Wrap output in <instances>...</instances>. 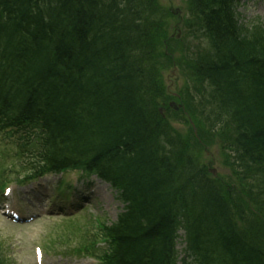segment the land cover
<instances>
[{
  "label": "trees",
  "instance_id": "trees-1",
  "mask_svg": "<svg viewBox=\"0 0 264 264\" xmlns=\"http://www.w3.org/2000/svg\"><path fill=\"white\" fill-rule=\"evenodd\" d=\"M187 1L206 53L182 100L241 190L211 178L158 111L156 0H0V133L27 178L81 169L117 190L103 264H174L179 228L185 264H264V26L241 25L239 0Z\"/></svg>",
  "mask_w": 264,
  "mask_h": 264
},
{
  "label": "rangeland",
  "instance_id": "rangeland-1",
  "mask_svg": "<svg viewBox=\"0 0 264 264\" xmlns=\"http://www.w3.org/2000/svg\"><path fill=\"white\" fill-rule=\"evenodd\" d=\"M155 4L156 9L151 19L159 24V32L162 38L164 36L160 40L163 56L158 63L162 67L160 73H162L166 97L158 104V107L163 108L160 114L177 134L196 145L197 157L210 176L235 182L234 170L228 163L227 154L222 152L220 143H217L216 136L207 135L205 138L199 135L198 129L192 126L196 122L194 114L182 100L185 88L191 83V78H194L191 66L197 57L206 53L205 41L196 29L188 1L156 0ZM235 13L241 25L261 23L264 26V0H249L244 4L241 2L236 6ZM171 104L175 105L176 109L172 108ZM193 137L198 138L195 139L200 142L199 146ZM1 159L5 160L4 163ZM2 165L15 166V156L14 148L0 140V168ZM53 180L49 179L48 183ZM101 185L104 186L103 183L99 184ZM94 187L91 189L92 192H89L93 199L90 203V205L93 204L91 206L93 212L97 215L106 212L108 220H113L119 207L114 200L111 188L97 187L93 191ZM47 191L48 187L45 188V186L40 190H32L31 195L24 197L23 205L26 202L29 211H37L39 206L42 207V200ZM81 221L80 218H64L55 215L48 219L13 222L0 215V255L6 264H34V247L42 246L46 250H44L45 258L49 257L48 261L57 264H74L73 260L77 259L73 257L75 237L67 240L68 235L65 236L63 232L72 231L73 236L75 233L78 237L77 228H80L79 224L83 223ZM179 235L177 251L180 256L183 247V231H180ZM81 262L91 264L86 260Z\"/></svg>",
  "mask_w": 264,
  "mask_h": 264
}]
</instances>
